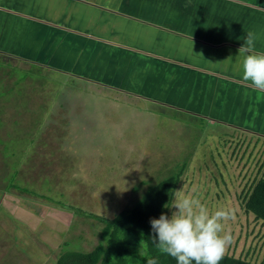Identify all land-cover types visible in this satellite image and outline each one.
<instances>
[{
	"label": "rangeland",
	"instance_id": "obj_1",
	"mask_svg": "<svg viewBox=\"0 0 264 264\" xmlns=\"http://www.w3.org/2000/svg\"><path fill=\"white\" fill-rule=\"evenodd\" d=\"M47 72L0 59V264H49L67 252H90L101 242L103 219L181 174L177 195H199L210 211L233 210L224 254L245 257L250 250V257L259 250L264 259V229H254L238 197L264 172V154L256 164L251 156L241 177V168L223 164L239 151L238 131L183 115L172 123L168 114L150 116L143 103L137 111L122 96L86 85L72 89L68 78ZM198 168L207 174L200 183L214 191L207 198L196 181L181 191L183 176ZM5 191L21 209L7 203Z\"/></svg>",
	"mask_w": 264,
	"mask_h": 264
},
{
	"label": "crops",
	"instance_id": "obj_2",
	"mask_svg": "<svg viewBox=\"0 0 264 264\" xmlns=\"http://www.w3.org/2000/svg\"><path fill=\"white\" fill-rule=\"evenodd\" d=\"M248 32L264 52V0H0V59L122 96L137 111L143 103L172 123L183 115L238 131L239 151L223 162L238 177L264 154V90L241 79L235 55ZM200 178L199 168L185 174L181 191L196 181L213 194Z\"/></svg>",
	"mask_w": 264,
	"mask_h": 264
},
{
	"label": "clouds",
	"instance_id": "obj_3",
	"mask_svg": "<svg viewBox=\"0 0 264 264\" xmlns=\"http://www.w3.org/2000/svg\"><path fill=\"white\" fill-rule=\"evenodd\" d=\"M235 55L241 79L264 90V52L253 50L252 32L246 33ZM161 207L168 211L148 220L149 237L159 252L174 258L175 264H219L232 240L224 227L233 218L231 208L221 206L210 211L191 192L173 194ZM138 253L145 257L144 264H156L155 257L145 255L141 241Z\"/></svg>",
	"mask_w": 264,
	"mask_h": 264
},
{
	"label": "trees",
	"instance_id": "obj_4",
	"mask_svg": "<svg viewBox=\"0 0 264 264\" xmlns=\"http://www.w3.org/2000/svg\"><path fill=\"white\" fill-rule=\"evenodd\" d=\"M181 176L169 177L149 187L131 208L124 206L113 217L103 219L101 242L93 250L86 253L67 252L49 264H144L145 257L138 253L140 241L145 255L155 257L156 264H175L174 258L159 252L153 244L149 237L148 220L149 217L158 216L161 211H168L161 206L175 194ZM240 199L246 218L253 217L254 229L258 228L261 232L264 229V172L247 185ZM258 234V240L262 239ZM249 252L245 257L237 258L223 254L219 264H264V259L260 261V254H256L259 250L250 257Z\"/></svg>",
	"mask_w": 264,
	"mask_h": 264
}]
</instances>
